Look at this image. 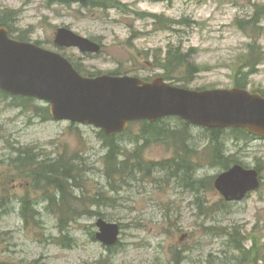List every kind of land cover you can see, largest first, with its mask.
<instances>
[{
    "label": "rangeland",
    "instance_id": "1",
    "mask_svg": "<svg viewBox=\"0 0 264 264\" xmlns=\"http://www.w3.org/2000/svg\"><path fill=\"white\" fill-rule=\"evenodd\" d=\"M99 1L108 5L0 0V20L10 18L14 38L64 54L87 75L118 71L147 80L165 77L169 50L189 56L187 63L174 65L167 83L209 90L231 89L238 81L248 91L264 93V0ZM65 27L102 43L101 53L86 55L55 46L57 28ZM17 101L0 96V205L6 206L0 209V264H172L175 254L180 264H264V139H233L230 130H224L225 157L246 168L257 167L260 174L259 189L237 203L225 202L213 187L225 170L210 156L205 129L191 126L187 143L196 153L194 177L205 180L198 189L156 168L147 173L144 165H130L123 179L106 180L107 147L98 129L44 121L35 108L43 109L46 103L33 99L19 108L13 105ZM158 126L174 130L182 124L165 118ZM137 131L131 126L115 140L125 156L137 152L140 144L132 143ZM169 136L141 150L142 160L172 159L176 144ZM25 149L35 161L61 155L77 160L79 187L74 194L85 200L78 203L79 211L93 214L78 216L68 225V241L56 230L59 213L39 189L42 185L26 178V169L13 162ZM119 152L117 160L122 159ZM25 195L36 211L34 221L27 217L25 222L19 215ZM97 213L119 225L115 246L106 248L94 239ZM70 243L71 248L65 247ZM241 246L254 247L255 260L245 261L237 250Z\"/></svg>",
    "mask_w": 264,
    "mask_h": 264
},
{
    "label": "water",
    "instance_id": "2",
    "mask_svg": "<svg viewBox=\"0 0 264 264\" xmlns=\"http://www.w3.org/2000/svg\"><path fill=\"white\" fill-rule=\"evenodd\" d=\"M53 41L62 48L99 52L96 44L66 28H59ZM0 90L46 101L54 121L94 126L110 137L125 131L131 122L152 123L164 117H177L198 128H238L264 138V97L257 92L235 87L195 91L172 86L161 78L150 82L130 76L84 78L60 54L13 41L3 29H0ZM213 187L225 201H242L260 187L259 174L253 168L236 164L220 173ZM95 227L98 228L95 239L104 246L118 242L117 224L98 218Z\"/></svg>",
    "mask_w": 264,
    "mask_h": 264
},
{
    "label": "trees",
    "instance_id": "3",
    "mask_svg": "<svg viewBox=\"0 0 264 264\" xmlns=\"http://www.w3.org/2000/svg\"><path fill=\"white\" fill-rule=\"evenodd\" d=\"M97 6H107L108 4H103L101 2L97 3ZM111 5V4H109ZM238 27L241 28V30H244V25L239 23ZM252 49L253 47L250 46ZM168 53L165 56V62L163 64V67L165 69V72H167V75L163 77L165 81L171 80L170 77H168L170 71L173 70L176 66L175 64H184L188 61L189 55L179 56L175 52L167 51ZM251 58V57H250ZM248 63L253 64L252 61H249ZM252 72H250L251 74ZM235 86L244 89L245 85L242 84V82H235ZM182 88H185L183 86H180ZM263 96L264 93L260 92ZM0 96L2 98H8L10 95H7L6 93H3L0 91ZM12 97V96H10ZM15 100H18V103H13L14 106L21 108L26 103L32 102L29 99L25 98H19V97H12ZM35 112L40 113V116L44 121L48 120L49 112L47 110V107L40 109L35 108ZM163 120H158L152 124L146 122V121H140L138 123H132L129 125L127 131H125L122 134H118L120 136L127 135L129 132V128L131 126L138 127V134L134 138L133 144L138 145L137 146V152H135L134 155H128L125 156L122 152H119L118 145H116L115 140L117 136L115 137H108L104 133L99 131V134L101 135L104 145L107 147V152L105 157V178L106 180H113L116 178H122L127 176L130 172V165L132 166H138L141 167L144 165L146 168L144 169L147 173L150 172V170H154V168L159 169L161 172L165 173V175H172L171 177H177L181 181H186L187 186L189 188H192L193 186L195 189L199 184L203 183L205 180H199L198 178L194 177V172L196 171V166L193 165L194 162V155L195 150L189 146H187V143L189 142L191 136H190V130L189 128L191 125L187 122L184 123L181 121L182 126L180 128H175L174 130L167 127L166 128H160L158 125L162 124ZM171 130V131H170ZM208 133V149H210V156L213 154L212 160L216 161V163L219 164V166L224 170H227L233 165L241 164L240 162L236 161L233 162L230 159V156L227 158L225 157V153L223 152V143L221 142V135L224 133V130H218V129H211L206 130ZM165 134H169V139L172 140L176 144L175 151H174V157L172 159H168L162 162H153V163H145L144 160L140 157L141 150L147 148L150 145H153V143H160L163 142V137ZM230 134L232 135L233 139H247L249 135L245 133V131L241 129H234L230 130ZM168 137V136H166ZM30 152V153H29ZM120 153V156H122V159L117 160V154ZM20 154H23V156H19L16 159H14V164L17 168L21 167L23 169H26L28 172L26 174V178H32L34 183L37 182L42 185V187H39L40 190H42L47 197V200L50 201V206L52 208H56L59 213V220L57 221L56 230L59 232V236L63 238L64 240L68 241L69 238V229L68 225L70 223H73V221L76 220L78 216L81 215H91L92 212H85L82 213L79 211L80 206L78 203H83L85 200L81 199L80 197L76 196L74 194V190L79 187L78 182L76 181V175L75 172L79 170L78 164H76L77 160L74 161V159H67L64 156H59L57 159H44L40 160L39 158L36 160L35 156H33V153H31L30 150H23V152L19 151ZM132 159L133 163L130 162ZM207 159L209 157L207 156ZM129 165V166H128ZM242 165V164H241ZM155 169V170H156ZM256 170L259 171V169L256 167ZM26 173V172H25ZM112 176H117L115 178H112ZM110 184V182H109ZM42 188V189H41ZM50 189V194L47 195L48 190ZM58 198V199H57ZM23 203L20 206L19 205V215L20 217L27 222L26 218L32 219L34 221V214L35 210L32 204V201L28 198V196L25 195L24 198L21 200ZM89 202V201H88ZM95 200H92V203H95ZM3 207H6L5 205H0V209ZM46 207H48L46 205ZM86 208V207H85ZM29 215L27 216V214ZM96 216L102 217L100 214H96ZM38 224V223H37ZM36 224V225H37ZM68 234V236H67ZM55 239H53V242H55ZM57 244V242H55ZM72 243V242H71ZM66 244L65 247L71 248L72 245ZM237 250H239L241 253L240 255L244 258V260L250 259L251 261L254 259L256 254V250L254 247H251L250 250H246L243 246L239 247ZM239 255V256H240ZM176 254L173 256L174 262L172 264H180V260L178 261L176 258Z\"/></svg>",
    "mask_w": 264,
    "mask_h": 264
},
{
    "label": "flooded vegetation",
    "instance_id": "4",
    "mask_svg": "<svg viewBox=\"0 0 264 264\" xmlns=\"http://www.w3.org/2000/svg\"><path fill=\"white\" fill-rule=\"evenodd\" d=\"M154 2L156 1V2H158V1H165V2H170V0H153ZM94 3V0H87L85 3H81V4H79V5H82V6H84V7H86V6H88L89 4H93ZM7 22H9V21H6L5 22V20L3 19V20H1L0 21V28H5V29H7V32L9 33L8 35L11 37V38H14V36L12 35V33L14 32V31H12V29L11 28H7V27H5L6 25H7ZM20 38V40H23L24 42H33V41H26L25 39H23L22 37H20V36H18V38L17 39H19ZM92 41H94V42H97V44L100 46V48H102L103 47V44L102 43H99L98 41H96V40H93V39H91ZM33 43H35L36 45H38V46H40V47H44L43 45H41L40 43H38V42H33Z\"/></svg>",
    "mask_w": 264,
    "mask_h": 264
}]
</instances>
